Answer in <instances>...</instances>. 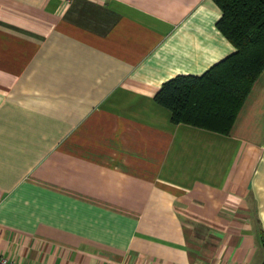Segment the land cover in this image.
Listing matches in <instances>:
<instances>
[{"label": "crops", "instance_id": "crops-1", "mask_svg": "<svg viewBox=\"0 0 264 264\" xmlns=\"http://www.w3.org/2000/svg\"><path fill=\"white\" fill-rule=\"evenodd\" d=\"M213 0H0V255L261 264L264 68L228 133L154 95L235 51Z\"/></svg>", "mask_w": 264, "mask_h": 264}, {"label": "trees", "instance_id": "trees-1", "mask_svg": "<svg viewBox=\"0 0 264 264\" xmlns=\"http://www.w3.org/2000/svg\"><path fill=\"white\" fill-rule=\"evenodd\" d=\"M213 1L221 11L215 25L235 51L201 75L166 80L154 98L171 111L174 123L228 133L264 68V0ZM260 239L264 248V233Z\"/></svg>", "mask_w": 264, "mask_h": 264}, {"label": "built area", "instance_id": "built-area-1", "mask_svg": "<svg viewBox=\"0 0 264 264\" xmlns=\"http://www.w3.org/2000/svg\"><path fill=\"white\" fill-rule=\"evenodd\" d=\"M0 264H20V263L0 255Z\"/></svg>", "mask_w": 264, "mask_h": 264}]
</instances>
